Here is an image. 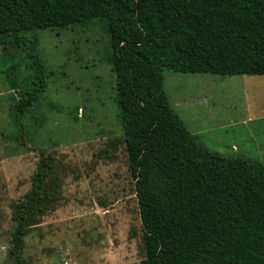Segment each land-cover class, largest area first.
Masks as SVG:
<instances>
[{"label": "trees", "instance_id": "16d2710c", "mask_svg": "<svg viewBox=\"0 0 264 264\" xmlns=\"http://www.w3.org/2000/svg\"><path fill=\"white\" fill-rule=\"evenodd\" d=\"M105 22L121 138L141 223V264H264V164L200 145L170 107L163 72L264 76V0H0L3 79L14 94L10 140L30 144L49 78L26 35ZM54 111L63 108L46 103ZM30 186L10 206L11 264L58 203L62 176L37 151Z\"/></svg>", "mask_w": 264, "mask_h": 264}, {"label": "rangeland", "instance_id": "374dc122", "mask_svg": "<svg viewBox=\"0 0 264 264\" xmlns=\"http://www.w3.org/2000/svg\"><path fill=\"white\" fill-rule=\"evenodd\" d=\"M49 78L36 113L43 120L26 146L13 143L14 94L0 48V264H11L10 206L29 190L37 151L62 176L58 203L24 239L27 264H141V223L121 138L110 37L105 22L28 33ZM170 107L198 143L218 156L264 164V76L163 72ZM46 103L62 107L49 109Z\"/></svg>", "mask_w": 264, "mask_h": 264}]
</instances>
